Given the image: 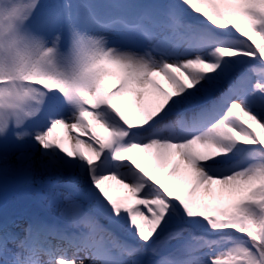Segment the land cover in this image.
<instances>
[{
  "label": "snow or ice",
  "instance_id": "snow-or-ice-1",
  "mask_svg": "<svg viewBox=\"0 0 264 264\" xmlns=\"http://www.w3.org/2000/svg\"><path fill=\"white\" fill-rule=\"evenodd\" d=\"M10 172L89 203L0 221V264H264V0H0Z\"/></svg>",
  "mask_w": 264,
  "mask_h": 264
},
{
  "label": "rangeland",
  "instance_id": "rangeland-1",
  "mask_svg": "<svg viewBox=\"0 0 264 264\" xmlns=\"http://www.w3.org/2000/svg\"><path fill=\"white\" fill-rule=\"evenodd\" d=\"M61 0H41L42 4H55ZM112 39L113 37H109ZM57 132H62V129H57ZM10 151H12L13 159H15V151L12 150L10 144ZM37 157L39 152L36 153ZM76 184V187L83 189V185L77 181H74L69 175L57 180L49 181L47 177L36 176L31 182H25L18 174L10 172L7 178L0 177V189L4 188L0 192V218H9V216L23 212V217L26 222L11 220L9 227L11 231L19 234L21 237L24 235L23 229L28 224V219L35 217L45 218L47 221L60 222L59 214L57 211V205L52 202L53 196L71 195L76 200L88 207V201L82 195L81 191H76L70 185ZM21 189V190H20ZM40 194L42 195L40 197ZM117 195L122 194L117 192ZM36 198V201L34 200ZM33 202L35 205L31 209H26L22 206L23 202ZM19 208V209H18ZM102 224H107L106 221L101 219ZM71 254V252L69 253ZM79 258L84 260V264H91V260L83 253L79 254Z\"/></svg>",
  "mask_w": 264,
  "mask_h": 264
}]
</instances>
